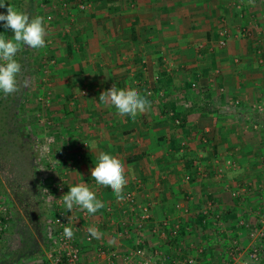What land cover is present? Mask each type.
Listing matches in <instances>:
<instances>
[{
    "label": "crops",
    "instance_id": "1",
    "mask_svg": "<svg viewBox=\"0 0 264 264\" xmlns=\"http://www.w3.org/2000/svg\"><path fill=\"white\" fill-rule=\"evenodd\" d=\"M21 1L0 3L23 11ZM32 1L30 18L44 17L48 32L42 48L48 60L38 56L35 71L43 63L50 73L47 81L41 71L40 91L32 94L49 93L48 103H33L38 170L51 174L48 181L63 179L62 196L79 183L96 193L104 207L94 215L73 207L88 214L82 224L98 229L93 243L115 249L119 262L129 252L140 258L158 250L224 264L218 255L230 235L250 242L236 222L255 223L264 203V111L257 108L264 103V0ZM3 25L2 35L12 38ZM114 84L136 89L151 102L149 110L133 120L99 103ZM46 145L58 156L52 169L43 162ZM100 152L122 161L123 193L134 191L135 214L91 177ZM140 205H149L151 218L137 236L130 227ZM207 207L210 216H202ZM80 233L82 259L109 264Z\"/></svg>",
    "mask_w": 264,
    "mask_h": 264
},
{
    "label": "built area",
    "instance_id": "2",
    "mask_svg": "<svg viewBox=\"0 0 264 264\" xmlns=\"http://www.w3.org/2000/svg\"><path fill=\"white\" fill-rule=\"evenodd\" d=\"M63 6H66L63 3ZM81 7H85L84 3L80 4ZM221 45H224V40L219 41ZM50 63L54 62L53 58L49 59ZM46 71V70H44ZM49 93H44L43 95H37L35 101L41 103H48ZM238 104L239 100H235ZM258 110L264 111V103L257 106ZM253 127H258V123H253ZM46 150H44L43 162L44 164L52 169L58 164V156L49 153L48 146L46 145ZM227 165L236 166L232 160L226 161ZM5 172V171H4ZM3 170L0 171V176L4 173ZM9 175V173H7ZM7 174L3 175L4 177ZM2 176V177H3ZM63 179H58L56 181H48L44 176L40 177V194L42 197L48 199V209L51 214L47 217L46 221V238L47 246L43 250L41 256V264H89L88 261L82 259V242L79 238L80 232L83 233L85 242L88 244H93L94 253L96 256H101L106 258L109 264H202L200 260L192 256H168L164 252L158 250L148 251L147 256L142 255L140 258L133 257L132 252L125 254L122 257V262H119V254L115 249L106 250L102 245L94 244L93 237L89 234V227L81 223V217H88L85 211L77 214L75 208L69 212L63 203L61 193L63 190L62 186ZM137 187L142 186L141 181L136 182ZM47 189L48 191H46ZM242 189H237L233 191V195H238V192L243 191ZM124 199L121 201L123 204L129 205V211L132 213L137 212V208L133 206L134 201V191L129 190L123 193ZM211 203L209 202V206ZM208 206V207H209ZM208 207L204 208L202 211V216H210L208 212ZM140 212L137 214L139 220L135 221V227H130L135 235L139 236L141 233L142 223L151 218L149 205H140ZM107 212H111V206L107 205L105 207ZM134 213V214H135ZM258 218L255 223H249L245 218L239 219L236 225L241 228H245L248 232V237L250 242L246 245L241 239L236 238L234 235H230L228 239L225 240L224 246V256L226 258L227 264H256L264 258V203L258 210ZM214 220L213 224L216 227V232L221 231L222 223L220 222L221 216L219 213H213ZM11 216V209L4 202L0 201V238L6 228L7 220ZM167 219H165L162 224L163 226L168 225ZM65 227H71L73 230V236L68 238L64 235L63 229ZM178 223L174 225L171 234L175 236L178 230ZM141 240H136L135 244H139ZM138 252V250H137ZM121 257V256H120Z\"/></svg>",
    "mask_w": 264,
    "mask_h": 264
},
{
    "label": "trees",
    "instance_id": "3",
    "mask_svg": "<svg viewBox=\"0 0 264 264\" xmlns=\"http://www.w3.org/2000/svg\"><path fill=\"white\" fill-rule=\"evenodd\" d=\"M24 0L21 1V3ZM28 5V7H26ZM21 7L30 17L28 8H32L33 1H27ZM1 28H4L3 26ZM8 31L5 32V35ZM0 34H3L0 31ZM16 59L22 66L18 79H27L28 87L13 95L4 96L0 93V161L5 164V172L10 174L6 182L12 189L21 191L16 194L21 210L8 205L11 216L7 220L6 228L0 238V247L4 245L8 236L18 235L19 248L11 258L0 264H27L36 257H41L47 246L46 221L51 214L48 202L40 194L37 180L38 158L36 156L40 144L37 141L38 130L20 114V106L29 95V81L33 69V53L30 48L22 47L16 54ZM23 191V193H22ZM10 204V203H9ZM11 206V207H10ZM46 207V208H45ZM27 262V263H26Z\"/></svg>",
    "mask_w": 264,
    "mask_h": 264
},
{
    "label": "clouds",
    "instance_id": "4",
    "mask_svg": "<svg viewBox=\"0 0 264 264\" xmlns=\"http://www.w3.org/2000/svg\"><path fill=\"white\" fill-rule=\"evenodd\" d=\"M0 7L7 8L6 14L0 13V21L4 22V28L10 29L13 34L10 39L0 34V93L9 96L28 87L27 79H18L21 76L22 66L16 59V54L22 47L33 50L44 48L46 46L45 37L48 32L44 17L30 18L27 13L10 4L5 5V2L0 3ZM99 103L105 106H113L118 115L128 116L133 120L139 114L147 112L151 106V102L136 89L118 88L115 84L100 94ZM90 171L91 177L97 185L110 187L118 201L124 199L123 190L128 180L125 176V167L119 158L109 153L100 152L95 167ZM60 199L63 200L69 212L75 205L94 215L104 207L102 201L96 198V193L90 189L87 183H79L69 187L68 193ZM88 232L94 238L100 236L95 227H90ZM63 233L68 238L73 236L71 227H65Z\"/></svg>",
    "mask_w": 264,
    "mask_h": 264
},
{
    "label": "rangeland",
    "instance_id": "5",
    "mask_svg": "<svg viewBox=\"0 0 264 264\" xmlns=\"http://www.w3.org/2000/svg\"><path fill=\"white\" fill-rule=\"evenodd\" d=\"M24 4H25V2L21 3V5H24ZM34 51H35V54H33V69H32V75L30 77L29 88H28L29 89V95L27 97H25L22 105L20 106V114L24 118H26L25 119L26 121H30L33 125L35 124V119H34V116H33L34 113H35V112H33V107H34L33 103H35L36 96L38 95V93L40 91L39 90L40 87H39V89H37L36 86H39V84H42V82H43V80H42V77H43L42 72L44 73V79L45 80L48 78V76L50 74L49 71L47 70V68H48L47 65H44L43 63H42V65H41V63H39L37 65V67H39V68L41 67L42 68L41 69L42 72L40 71L41 72L40 73L38 71V69H36V71H35V65L37 64L38 56H42V58H43V57H45L44 55H46V54L44 53V49H43L44 55L42 53V49H36ZM47 55H49V54H47ZM45 58H46V62H47L48 57H45ZM44 70H46V71H44ZM33 74H35L34 77H33ZM39 79L41 80V82H40ZM47 81H48V79H47ZM37 90H39V91L36 94L32 95L34 93V91H37ZM41 172H42L41 169H39L38 172H37V178H38L37 180L38 181H39L40 177H42L45 174H46L45 175L46 179L51 178V174L50 173L47 174L46 173L47 171L43 170V173H41ZM3 183L5 184L4 186H3ZM18 192H20L19 194H21V191L16 190V189H12L8 185V183L6 182L5 177H2V176L0 177V198L3 201H5L8 205H13L12 203H14V206L17 207L18 210H21V205L19 204V202L17 200L18 198L16 197V194ZM22 193H23V191H22ZM47 200L48 199L44 198L43 201L47 203ZM10 209L12 210L13 207L10 208ZM9 237H11V238L9 240L5 241L3 247L2 246L0 247V262L11 258L13 253L19 248V239H18L19 236L13 234L12 236H9ZM218 256H219L220 262L223 261L224 264H227L226 258L224 256V252H222V254L220 252V254ZM19 264H23V263L21 262ZM27 264H41V257H39V258L36 257L34 260H32V262H28Z\"/></svg>",
    "mask_w": 264,
    "mask_h": 264
}]
</instances>
